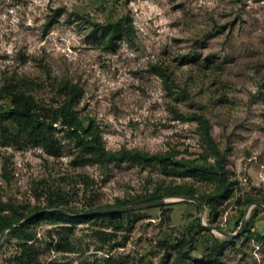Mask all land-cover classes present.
<instances>
[{
    "label": "rangeland",
    "instance_id": "1",
    "mask_svg": "<svg viewBox=\"0 0 264 264\" xmlns=\"http://www.w3.org/2000/svg\"><path fill=\"white\" fill-rule=\"evenodd\" d=\"M54 12L60 15L45 32ZM114 23L123 25V34L116 49H106L104 26ZM158 67L167 68L169 85ZM13 76L28 79L36 101L54 108L66 101L60 84H76L81 96L74 110L110 152L197 159L205 146L198 125L176 111L203 113L236 182L230 199L215 201V214L198 199L216 189L212 180L132 162L76 165L79 150L62 127L59 157L0 133L2 216L15 219L16 209L28 217L51 211H36L49 199L98 211L150 203L140 201L159 195L165 202L122 212L130 214L120 217L119 231L108 219L74 222L72 253L49 248L66 224H32L41 264H180V257L189 264H264V206L253 219L258 206L246 203L248 197L264 203V0H0V90ZM0 108L11 109V98H0ZM184 186L195 195L180 194ZM183 197L198 199L204 215ZM245 217L233 242L203 226L235 234ZM8 233L0 264H17L23 242Z\"/></svg>",
    "mask_w": 264,
    "mask_h": 264
},
{
    "label": "trees",
    "instance_id": "2",
    "mask_svg": "<svg viewBox=\"0 0 264 264\" xmlns=\"http://www.w3.org/2000/svg\"><path fill=\"white\" fill-rule=\"evenodd\" d=\"M60 13L54 12L51 18L45 24V32H47L51 26L56 22ZM126 32L127 35H131L130 19L126 20ZM107 38L103 40L102 46L106 49L114 50L117 46V41L122 37L123 25L114 23L108 26H104ZM158 73L166 79V83H171L170 73L167 68L158 67L156 69ZM168 81V82H167ZM170 81V82H169ZM171 90V89H170ZM188 97L185 91H181L180 94ZM59 94L66 97L65 103L63 102L58 107H48L47 105L39 104L33 94L31 93V83L28 79L23 77L13 76L6 80L5 84L0 90V98L8 96L11 98V109L2 111L0 108V133L4 138L9 141H29L44 148L50 155L59 157L62 154L64 144L56 136L60 127L63 132L70 137L76 144V148L79 150V154L74 159V164H99L107 167L111 163H124L132 162L143 166L159 165L162 172L166 175H172L177 177H202L212 180L216 183V189L204 196L198 197V199L209 205L211 213H217V205L215 201L230 199L235 191L236 182L230 177V170L226 168L223 158V153L219 149L211 134V123L209 119L203 113L193 112L189 115H184L176 111V114L184 121H193L198 125V131L201 134L202 141L204 143V152L202 155L194 160L190 159H177L176 153H158L150 154L140 150H120L118 152L108 151L104 144L100 133L92 126L88 128L84 123L79 120L76 111L74 110L75 104L79 101L81 96L80 88L73 83L63 82L59 86ZM11 124L13 129L8 125ZM60 124V125H58ZM208 156H213L216 160L215 163L209 161ZM182 192L180 194L194 196L195 194L189 188L181 187ZM163 196H153L145 200V202H155L162 199ZM258 202V199L248 197L246 199L247 205H252ZM1 208V205H0ZM114 208V207H110ZM261 208V207H260ZM258 209L253 214V219L259 214ZM43 209H49L50 212L42 213L33 220L23 224L20 227L14 228L9 231V235L15 236L23 243L20 245L21 252L16 257L17 264H41L39 260V248L35 245L33 240L36 237L35 231L31 230L30 226L35 223H39L41 220H49L52 223H63L59 231L56 232L57 241H52L49 244V248L55 250L58 253H72L75 248L71 242V238L74 236V227L72 224L77 221H93L99 219H108L110 226L114 230H120V217L123 214L129 215L130 213H109V214H96L91 216H77L81 213H91L101 210V207H95L91 205L88 210L69 208L59 203V201H53L49 199L48 204L45 207H39L36 211ZM60 209L62 211H56ZM30 216V215H29ZM15 219L2 216L0 214V234L14 222H21L28 217L24 213H21L18 209L14 210ZM119 220V221H118ZM198 227L203 229L200 221H198ZM252 224L247 227L246 231L251 230ZM104 234V233H98ZM107 234V233H105ZM264 241V236L259 237ZM228 242H233L231 239ZM223 246V245H221ZM181 255V251L179 253ZM207 261L214 260L212 257H207ZM180 264H189L183 258H179ZM113 264H117L112 261Z\"/></svg>",
    "mask_w": 264,
    "mask_h": 264
},
{
    "label": "water",
    "instance_id": "3",
    "mask_svg": "<svg viewBox=\"0 0 264 264\" xmlns=\"http://www.w3.org/2000/svg\"><path fill=\"white\" fill-rule=\"evenodd\" d=\"M183 200L184 201H189V202L196 203V205L200 209L201 216L204 215V205L198 199L193 198V197H183ZM164 203H165L164 201H162V200L160 201L159 200V201L145 203V204H142V205H138V206H134V207H129V208H119V209H112V210H106V211H96V212H92V213L85 214V216H91V215H96V214H108V213L126 212V211H129V210L148 209V208L160 206V205H162ZM257 206H264V203L256 202V203L252 204V207H257ZM56 211H62V210L57 209ZM45 212H50V211H47L46 210V211H41V212L35 213V214L31 215L30 217L24 219L20 223L15 224V225H11L7 229H5L0 234V246H1V243H2V241H3V239H4V237H5V235H6L7 232H9L10 230H12L14 228H17V227L22 226L23 224H25V223L33 220L34 218H36L37 216H39V215H41L42 213H45ZM246 223H247V218L245 217L244 220H243V222H242V224H241L240 230L237 233H235V234H230V233H227V232L222 231L220 229H216L214 226H211V227L206 226V225H203V226L208 227L210 230L216 231L219 234H221V235H223V236H225V237H227L229 239H234V238H236L242 232V230L244 229Z\"/></svg>",
    "mask_w": 264,
    "mask_h": 264
}]
</instances>
